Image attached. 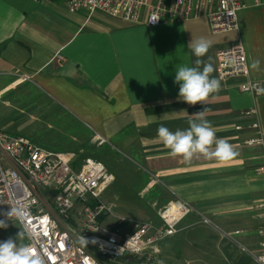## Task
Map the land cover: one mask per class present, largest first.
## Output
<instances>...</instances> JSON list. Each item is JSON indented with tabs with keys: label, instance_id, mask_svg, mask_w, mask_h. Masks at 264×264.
<instances>
[{
	"label": "crops",
	"instance_id": "1",
	"mask_svg": "<svg viewBox=\"0 0 264 264\" xmlns=\"http://www.w3.org/2000/svg\"><path fill=\"white\" fill-rule=\"evenodd\" d=\"M66 2L0 0V103L5 93L29 94L37 88L89 125L93 136L138 143L161 181V197H168L162 205L175 199L195 205L219 229L241 230L242 242L258 249L264 209L254 205L264 198V175L256 168L264 165V144L246 146L243 141L253 134L246 114L253 106L264 134V94L240 91L242 78L219 79L216 53L240 42L249 77L264 83V0H243L238 29L219 33L210 30L204 16L150 26L145 9L138 23H129L101 11H70ZM200 37L211 41L201 59L211 58L212 76L221 89L205 105L191 106L178 98L175 74L181 65L194 66L188 45ZM254 59L261 62L259 71L250 67ZM204 107L216 136L227 139L238 155L226 161L197 156L188 163L171 157L158 139V127L185 130Z\"/></svg>",
	"mask_w": 264,
	"mask_h": 264
},
{
	"label": "built area",
	"instance_id": "2",
	"mask_svg": "<svg viewBox=\"0 0 264 264\" xmlns=\"http://www.w3.org/2000/svg\"><path fill=\"white\" fill-rule=\"evenodd\" d=\"M66 6L70 11L84 10L89 15L101 11L129 23H138L145 9V21L150 26L165 20L204 16L210 30L219 33L238 29L237 15L245 4L243 0H67ZM216 63L219 79L242 78L240 91L260 95L255 88L264 87V83L249 77L246 53L240 42L218 50ZM246 114L252 119L249 128L253 134L243 141L244 145L264 144L257 109L253 106ZM93 140L99 145L106 142L100 135ZM76 157V153L45 148L0 127V220L17 223L20 229L30 232L25 243H32L41 254L46 250V264L155 262L160 245L175 235L191 205L175 199L157 211V223L141 221L127 228L119 219L117 226L108 227L103 222L113 213L101 198L114 175L92 156H83L77 167ZM256 172L264 175V165L258 166ZM254 207L264 209V198ZM12 208L25 213L23 222L15 217L8 219ZM199 215L207 222L203 214ZM241 233L232 229L222 231L220 236L235 247L238 255L264 264V224L257 229L262 237L257 252L237 240ZM81 237L87 243H81Z\"/></svg>",
	"mask_w": 264,
	"mask_h": 264
},
{
	"label": "rangeland",
	"instance_id": "3",
	"mask_svg": "<svg viewBox=\"0 0 264 264\" xmlns=\"http://www.w3.org/2000/svg\"><path fill=\"white\" fill-rule=\"evenodd\" d=\"M4 100L8 103H3ZM0 125L8 133L24 135L45 148L73 150L77 154V167L83 156L101 160L114 175L101 198L111 206L113 213L106 217L104 225L115 227L119 219H123L127 228L141 221L158 222L157 211L168 197H161L164 192L161 181L151 173L147 152L141 151L138 143L123 145L116 138L97 144L93 141L96 132L89 125L58 106L51 94L37 88L29 94L20 90L5 93L0 103ZM86 141L88 143H84ZM82 147V151L77 150ZM191 207L178 223L175 235L160 245L152 264H233L227 254L236 258L237 250L220 236L227 230L219 229L208 214H203L208 219L204 222L196 206ZM6 223L7 228H0V242L15 239L21 231L17 223ZM237 240L257 252L255 247L242 242L240 235ZM128 264H132L131 261ZM250 264L257 263L252 260Z\"/></svg>",
	"mask_w": 264,
	"mask_h": 264
},
{
	"label": "clouds",
	"instance_id": "4",
	"mask_svg": "<svg viewBox=\"0 0 264 264\" xmlns=\"http://www.w3.org/2000/svg\"><path fill=\"white\" fill-rule=\"evenodd\" d=\"M211 41L200 37L191 40L188 48L196 57L194 66L181 65L176 68L175 82L179 84L178 98L183 102L195 106L197 103L205 105L207 99L221 89V82L212 76L214 72L213 64L201 59L210 47ZM260 60L254 59L251 62V69L260 70ZM258 94H264V87H256ZM206 107L192 116L194 119L188 120L189 127L185 130L177 129L170 131L164 125L157 129L158 139L163 146L169 150V155L173 158L180 157L186 163L191 162L194 157L203 156L206 159H216L226 161L238 155L232 144L225 138H218L210 121L204 112ZM25 213L19 209L12 208L7 213L8 219L15 217L23 222ZM8 224L0 220V228H7ZM26 236L30 238V232L22 230L15 239L9 238L0 242V264H46L43 254L37 251L32 243H24ZM81 243H87L85 237H81Z\"/></svg>",
	"mask_w": 264,
	"mask_h": 264
},
{
	"label": "trees",
	"instance_id": "5",
	"mask_svg": "<svg viewBox=\"0 0 264 264\" xmlns=\"http://www.w3.org/2000/svg\"><path fill=\"white\" fill-rule=\"evenodd\" d=\"M101 218H103V217H101ZM228 245L230 246L229 243H228ZM228 245L225 246V249H224L225 252H227ZM227 256L232 261L233 264H250V262L252 261L251 257L250 256H246V255H239V256H237L236 258H233V259H232V255L227 254Z\"/></svg>",
	"mask_w": 264,
	"mask_h": 264
}]
</instances>
